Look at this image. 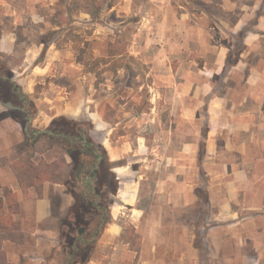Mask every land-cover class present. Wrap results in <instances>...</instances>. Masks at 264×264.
Returning <instances> with one entry per match:
<instances>
[{
  "label": "crops",
  "instance_id": "obj_1",
  "mask_svg": "<svg viewBox=\"0 0 264 264\" xmlns=\"http://www.w3.org/2000/svg\"><path fill=\"white\" fill-rule=\"evenodd\" d=\"M72 1L65 2L70 20ZM151 1L164 10L145 17L156 16L149 33L156 53L148 63L167 66L166 81L175 91L166 108L165 124L172 136L150 145L147 137H138L133 145L122 134L115 143L109 134L115 126L93 116L96 130L108 129L100 143L113 162L119 189L110 206L111 220L93 253L77 264H264V0H201L215 11L204 8L198 15L176 0ZM58 2L0 0V58L27 97L59 65L62 46L72 43L49 40L40 60L44 36L39 41L30 36L32 25L60 29L53 22ZM212 29L218 33L214 41ZM240 46L238 59L228 64L229 53ZM173 62L182 68L179 79ZM4 102L0 98V196L6 219L0 264H47L61 243L60 221L74 195L66 184L45 178L46 167L39 166L48 161L54 165L50 175L61 177L58 157L47 158L62 147L47 150L48 141L41 136L52 130L36 131L34 126L31 132L39 137L33 146L28 144L31 135L21 121L23 110ZM156 110L150 113L153 123L159 121ZM41 112L43 118L32 117L33 125L39 118L47 125L63 113ZM178 132L184 135L176 147ZM31 148L37 149L34 154ZM64 161L73 164L66 156ZM31 163L42 174H33Z\"/></svg>",
  "mask_w": 264,
  "mask_h": 264
},
{
  "label": "rangeland",
  "instance_id": "obj_2",
  "mask_svg": "<svg viewBox=\"0 0 264 264\" xmlns=\"http://www.w3.org/2000/svg\"><path fill=\"white\" fill-rule=\"evenodd\" d=\"M65 2L66 0H64V7L66 5ZM72 2L70 10L73 16L77 15V18L72 16V20H70L69 17L65 15L67 9H63L65 10L63 18H57L60 22V29L58 31H53L52 29L48 30L32 25L30 27L32 31L30 34L32 40L39 41L41 39V34H43L42 36H44L43 38L46 42L51 39L60 38L61 44L59 42V45H64L69 42V40H65L66 31L72 30L81 38L89 41L90 45L87 50L88 55H90L91 51L92 55L97 57L108 56L110 43L114 42L118 37L124 38L128 52L133 54L137 59L134 66L139 73L137 77L139 83L130 84L129 77L125 74L124 69H119L117 74L111 70L105 71V79L97 83L95 73L87 72L84 66L78 62V51L74 48V44L69 42L68 47L65 48V46H62L64 48L62 59L58 61L59 65L54 68L52 75L38 82L35 86L33 97H28L34 104V115L29 116H36V118H38V116L42 114L43 118L44 115L41 111L49 115L61 110L63 113H60L61 115L56 117L64 116L68 119L82 121L85 128L89 129L90 139L98 144L104 137L103 132L108 129L102 127V129L96 130L93 116H99L101 123H103L104 120L106 123H112L115 126V129H111L109 132L114 142L122 134H128L129 141L132 142L133 145L138 144V137L144 136L147 137L149 145L151 143H165L167 137L172 136V133H167L168 128H166L165 124L168 118L166 108L171 106L170 101L175 91L166 81V64L156 66L155 64L152 65L148 63V61H150L149 58L151 59L150 56H154L156 53L155 45H150L149 43V33L156 16L155 19L149 18L145 20L148 14L154 12V14L158 16L164 9L156 6L151 0H74ZM176 3L185 6L190 12H196L197 15L202 9H208V4L201 0H176ZM75 20L77 23H74ZM193 21H198V18L194 17ZM210 21L211 24L214 25V19ZM144 24L149 25L145 27ZM42 31L43 33H41ZM211 32L213 36L212 41H214L218 33L215 29H212ZM58 34H60V36ZM192 48L194 49V47ZM24 52L25 46H20L18 56L23 58ZM196 54H198V52H196ZM163 58H165V56H163ZM169 62L171 63L172 60ZM13 64H15V61ZM172 64L175 71L177 70L175 78H181L183 74L182 68L179 69L177 63L173 62ZM198 66H200L199 63ZM186 67L190 69L191 66L187 65ZM193 68L197 69L196 66H193ZM9 72L13 75L10 68ZM63 76H66L67 79ZM5 89L6 88L3 90ZM155 108L157 109V119H159V121L157 120V122L153 123L152 120H150V113L154 111ZM26 116H21L24 125H26L28 121ZM42 118L36 121V125H33L32 121L30 123V128L34 126V130L36 131L38 128L52 130V122L46 125ZM153 118L154 116L151 119ZM106 126H109V124ZM47 134L49 133L45 135ZM183 135L184 132H178L175 136L173 135L176 147L180 144L181 136ZM32 140L33 138L31 137L30 142H32ZM55 146L56 145L49 147V143H47L46 149H53ZM56 148V151L49 153L47 160L58 157V164L62 163L61 170L65 172L71 170L70 173L77 172L80 165L76 161L78 154L73 153L72 160L71 157L67 155L66 148ZM32 149L33 148H31V150ZM32 151V154H34L36 150L33 149ZM65 156L69 161L73 162L72 165L64 161ZM47 163L49 164L48 161ZM147 170L150 171L151 168ZM61 176H63V174H61ZM65 187L69 192V187L67 185H65ZM80 205L81 202L74 197L70 208L77 210ZM69 212L68 215L60 221L61 238L62 229L69 230L70 227L68 223L72 219L77 222L74 225L77 231H79L81 227L85 228L83 232L88 231V228L90 229L89 218L84 216L83 223H81L82 221H77L78 219L74 217L75 215H70ZM97 221L98 217L93 220V225L96 224ZM67 241L71 243L73 237H67ZM61 249L62 246L60 243L58 247L53 250L51 256L54 252H59Z\"/></svg>",
  "mask_w": 264,
  "mask_h": 264
},
{
  "label": "trees",
  "instance_id": "obj_3",
  "mask_svg": "<svg viewBox=\"0 0 264 264\" xmlns=\"http://www.w3.org/2000/svg\"><path fill=\"white\" fill-rule=\"evenodd\" d=\"M64 0H59L57 5V13L53 18V22L59 23V19L63 18V13L66 9L64 6ZM209 10L215 11L213 6L207 5ZM70 9V7H68ZM57 18H59L57 20ZM245 35V30L240 32L239 39L242 40ZM65 40L72 41L74 48L78 51L77 60L80 62L87 72H94L97 77V83L102 82L105 79L104 72L107 70L113 71L115 74L119 69H124L125 74L129 77L130 84L139 83L137 77L139 73L137 72L134 63L137 62L136 57L130 54L126 47V42L124 38H117L114 42L110 43L108 56H93L91 51L88 55L87 50L89 41L81 38L78 34L74 33L72 30H67L65 34ZM49 43H45L44 50L40 55L39 59H43ZM241 46L232 50L228 55L229 61H236L238 59V54L241 50ZM201 65V64H200ZM6 88L5 90H3ZM21 86L13 80V75L9 72L7 62L0 58V98L3 101H15L18 104L24 106L25 111L21 112L22 117L26 115L33 116L34 104L30 99L21 92ZM17 99V100H16ZM22 121V120H21ZM23 125L24 122L22 121ZM25 126V125H24ZM51 127L53 134L42 135L41 138H46L49 147L54 145H59L66 150L70 148L72 151H78V157L76 159L78 164L83 163L84 167L77 176V172H71V170L65 172H57V174H63L61 177H53L52 173L54 170L53 164H48L39 166L42 169L43 166L46 167L45 174L47 179L52 181H59L60 183L66 184L69 187V192L74 195L80 202L81 205L76 210L70 208L69 214L75 215L79 222L83 223L87 214H90V229L83 233L76 230L74 226L76 220L69 221V230L62 229L61 246L62 249L59 252H54V254L48 259L47 264H77L85 263L89 256L93 253L96 242L100 235L103 233L105 226L110 222V206L114 203V196L117 195L119 189V180L116 174L111 170L113 167V162L110 161L106 148L101 143H96L89 137V129L85 128L82 121L76 119H68L64 116L56 117L52 123ZM83 132H86V141L88 145L83 146L85 137ZM206 131L204 130V133ZM36 139L32 142L28 141V144L34 145ZM37 150V149H36ZM88 151L90 153L88 154ZM205 152V142H202V149L200 153V158ZM31 165L35 168L33 174H42L37 170L33 163ZM89 177L88 181L86 178ZM200 198L203 204L208 203V198L203 189L199 191ZM90 202V203H89ZM5 200L0 196V238L5 236V233L1 234V231L6 227L5 223ZM85 216V217H84ZM11 215H9L8 220H10ZM98 217V221L93 225V220ZM86 220V219H85ZM92 223V224H91ZM3 228V229H2ZM2 229V230H1ZM77 231V232H76ZM73 237V241L69 243L67 237ZM1 244V240H0Z\"/></svg>",
  "mask_w": 264,
  "mask_h": 264
},
{
  "label": "water",
  "instance_id": "obj_4",
  "mask_svg": "<svg viewBox=\"0 0 264 264\" xmlns=\"http://www.w3.org/2000/svg\"><path fill=\"white\" fill-rule=\"evenodd\" d=\"M4 105L5 106H7V107H9V108H11V109H20V110H23L24 111V108L23 107H21V106H18V105H16V104H14L12 101H6V102H4ZM27 123H26V125H25V129H26V131H30L31 129H30V123L33 121V118L32 117H30V116H27ZM33 130V129H32ZM44 130H39L38 132H43ZM37 132V133H38ZM51 133H52V131H50ZM83 136L86 138V132H83ZM82 168H83V163H81L80 165H79V168H78V171H77V174H78V176L80 175V173H81V171H82ZM85 230V228L84 227H81L80 229H79V232L80 233H82L83 231Z\"/></svg>",
  "mask_w": 264,
  "mask_h": 264
},
{
  "label": "flooded vegetation",
  "instance_id": "obj_5",
  "mask_svg": "<svg viewBox=\"0 0 264 264\" xmlns=\"http://www.w3.org/2000/svg\"><path fill=\"white\" fill-rule=\"evenodd\" d=\"M50 131H48V132H46V133H49ZM45 133V134H46ZM43 134V133H42ZM49 134H53V130H52V133H49ZM30 135H31V137L33 138V139H35V138H38L39 137V133L38 134H35V132H31L30 131ZM87 139L85 138V141L83 142V146L84 147H86L87 145H88V143H87V141H86ZM67 151L71 154V155H73V153H77L78 154V151L77 150H74V151H72L70 148H68L67 149ZM90 153V151H88V154ZM83 167H84V164H83ZM83 169V168H82ZM77 176H78V174H77ZM80 176V175H79ZM88 181L90 180V178L89 177H87L86 178ZM90 203V202H89ZM87 216V218H89L90 219V214H87L86 215Z\"/></svg>",
  "mask_w": 264,
  "mask_h": 264
}]
</instances>
